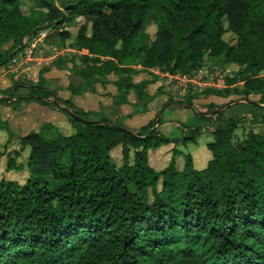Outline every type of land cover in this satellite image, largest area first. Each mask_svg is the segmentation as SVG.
I'll return each mask as SVG.
<instances>
[{
  "label": "trees",
  "instance_id": "obj_1",
  "mask_svg": "<svg viewBox=\"0 0 264 264\" xmlns=\"http://www.w3.org/2000/svg\"><path fill=\"white\" fill-rule=\"evenodd\" d=\"M38 1L46 13L0 0V68L31 36L47 31V45L85 51L81 67L71 70L81 83L69 82L70 93L93 91L113 74V103H126L131 91L137 113L146 109L155 78L134 84V67L185 73L206 55L228 73L227 88L206 96L238 95L264 109V0ZM224 17L233 45L222 39ZM47 70L36 82L15 80L0 90V109L37 102L63 111L72 129L63 134L43 123L18 136L19 149L6 154L3 176L23 171L16 158L28 149L23 183L0 177V264H264V134L249 130L234 143L239 120L231 117L203 130L200 121L210 126L220 115L209 114L212 103L194 114L199 123L179 124V136L171 138L155 118L136 131L106 117L92 120V112L47 87ZM0 129L11 134L1 113ZM206 132L210 159L197 170L176 146ZM168 144L165 166L153 168L150 151ZM117 146L119 166L110 155Z\"/></svg>",
  "mask_w": 264,
  "mask_h": 264
},
{
  "label": "rangeland",
  "instance_id": "obj_2",
  "mask_svg": "<svg viewBox=\"0 0 264 264\" xmlns=\"http://www.w3.org/2000/svg\"><path fill=\"white\" fill-rule=\"evenodd\" d=\"M20 2L25 11H29L32 9V10L42 11L43 13L47 12V9L38 0H20ZM222 25L225 29L227 28V21L225 17L222 19ZM69 29L73 31L74 27H69ZM154 31H155V27L153 25H149L147 27V32L151 36H153ZM45 34H47V31H45L44 33H39L36 36L31 37L33 38V42L35 45L34 49H37L36 52L33 51L35 57L31 59V61L29 60L27 61L28 63H26V59H23L22 61H20V64L15 66L12 63L13 61L11 58L7 62V65L4 69L0 68V90H2L3 88H6L4 82H6V84L11 85L15 81V79L13 78V74L11 72L14 73L15 69L19 71L20 67L25 68L28 65H31L32 63L35 66L37 65V62L41 64V65H37L40 68L49 67L50 69L47 75L46 73L44 74V76H47L46 78L48 80H47L46 85L49 89L55 90L57 92L58 90H61L63 88L62 85H66L67 81L68 82L72 80H76V82L80 81V79H78L76 76H74L71 73V70L74 67L75 68L81 67L80 56L81 54H84L85 51L77 50L76 48H73L68 45L56 46V49H52V48L50 49V47H44L42 46L41 40L43 41V36ZM222 39L224 43H226L227 45H233L236 42L235 35L227 29L224 32ZM45 45L47 46L46 43ZM8 46L9 44H6L4 45V48H8ZM39 55L43 56L44 58L43 61L41 57H38ZM59 58L62 60L61 68H57L55 67V65H52V62L57 59L59 60ZM7 66L9 70H7ZM201 67L203 68V71H205L208 74L209 77L211 76V74H213V71L215 70V68L218 71L223 70L226 74L225 75V82H226L228 73L225 70V68L220 64L219 59L204 55L202 59V63L198 68H201ZM40 68H39V71L41 70ZM134 68L139 73V75L136 76L134 80L146 79V78L147 79L156 78L157 80L159 79L160 85L159 87H156L153 92H173L167 96L168 98L167 100L172 102L174 101L173 97L180 99L177 102H181L183 104L181 106L188 108V109H183L182 111L187 116L191 117L192 113L195 114L197 112H203L206 109L205 106L209 103H212L214 106L209 109V112H210L209 114L213 115V114L220 112V115L219 117H216V116L213 117L214 120L211 122L210 126L208 125L209 123L205 121H200V127L203 130L205 129L207 130L208 128L213 127L217 125L218 123L223 122L225 119L231 117V118H235L239 120L238 127L235 129L234 134H233L234 143L240 141L245 136L246 132L249 130L264 134V124H261L258 122L259 119L264 118V109H258V108L252 107L249 101L242 99L240 96L229 95L227 97H221L220 99H217L218 101L216 103L202 101L200 96L205 95L206 91L214 90V89L206 88V89L194 90V89H191L189 86L185 90H179L180 92L181 91L183 92V94L181 95L175 91L168 90V86L165 88V85L162 84L163 82L162 79L163 78L165 80L167 79L165 77H162L163 74L165 73L163 69L159 67L143 68L141 66H136ZM39 71H37V75ZM191 72H194V71H191ZM37 79H38V76H36V80ZM19 80H24L25 82H27L26 79L19 78ZM225 88H227L226 84L224 88L219 89V90H223ZM256 98L257 97L254 95L250 96V100H256ZM163 100H165V97L160 98V102H162ZM188 102L191 103V106L188 105ZM23 104L13 103V104H10L9 106L2 107L0 109L1 116L5 118L6 120H8L12 112L21 110V107ZM139 105H141V103H139ZM139 109H142L141 106L139 107ZM174 111H176V109L174 108L172 110L166 109L164 111L163 103H162L159 109V114H158V116H161L162 125L168 126V129H169V131H166V127L165 129H163L161 126H158L160 132L164 136H168L170 138L173 137L174 135L179 136V131H177V129H178V125L181 124L177 122V120L180 119V115ZM92 115H95V116H92ZM102 117H106L102 111L98 114L92 113L90 115V118L92 120H98ZM136 118L139 121H141L142 116H137ZM119 122L122 123L121 120ZM65 126H66L65 130L64 129L62 130L64 134L72 131L69 122L66 123ZM1 132L5 133L6 139L3 142V144L0 143V156L3 155L6 152V150L9 149V146L10 145L12 146V144H14L16 140L14 134L11 133L10 135H8L4 130ZM210 139L211 138H210L209 133L206 132V133H202L199 136H197L195 143H187L185 147H182L180 146V144H178V148H180L183 151V153H189L192 156L195 169H199V166H200L199 164L202 163V160L204 161V158H203L204 154H207L208 159L210 158V151L205 147V143L208 142ZM170 148H171V144H168V145H164L163 147H161L158 153H155L154 151H150V154H151L150 163L152 164L153 168L160 169L165 166L167 160L170 157ZM12 150L14 149L11 148L10 151L12 152ZM153 152L155 154H152ZM27 153H28V149H26V156H27ZM110 155H111L112 162L115 164V166L121 165L120 146H117L114 149H112V151L110 152ZM26 156H24L21 153L19 157L16 158V159L19 158L18 163H21L24 166L22 172L20 173L10 172L9 176L7 175L3 176L4 169L0 168V177L10 178L13 180H17L20 183H23L27 175V171L25 169ZM178 159H179V162L182 161L181 157H178ZM0 164H2L1 160H0Z\"/></svg>",
  "mask_w": 264,
  "mask_h": 264
},
{
  "label": "crops",
  "instance_id": "obj_3",
  "mask_svg": "<svg viewBox=\"0 0 264 264\" xmlns=\"http://www.w3.org/2000/svg\"><path fill=\"white\" fill-rule=\"evenodd\" d=\"M44 47H50V49H56V47L51 45H44ZM38 57H41L43 61V56L39 55ZM40 59V58H39ZM28 63V62H27ZM43 63V62H42ZM37 65H41L39 62H37ZM32 63L31 65H28L27 67H20L19 71L17 69L14 70L13 78L15 80L26 79V81L29 82H36V76L37 71H39V66H37ZM39 67V68H38ZM5 68V67H1ZM44 68V67H43ZM42 69V68H40ZM7 70H9L7 66ZM49 67L48 70L45 72L46 75L49 73ZM136 70V69H135ZM18 71V72H17ZM44 73V74H45ZM139 73L137 72L135 75L132 76V81L134 84H137L141 82L144 79H138L134 80L136 76H138ZM76 76V75H74ZM45 78L47 76H44ZM78 79H80L78 76H76ZM47 79V78H46ZM147 79V78H146ZM48 80V79H47ZM116 80V76L113 74H108L104 78H101L100 81L96 82L94 84L93 91H85L80 94H72L70 91L67 90L68 81L66 82V85H62V89L58 90L56 92L57 96L62 99L70 100L76 107L92 112L94 114H98L101 111L105 114L106 118L112 121H122V124L131 131L138 130L141 126L147 124L150 120L155 118L156 120H160V125L163 129L166 127V131H169L168 126L162 125L161 122V116H158L159 109L161 107V104L163 103V110L166 109L172 110L173 108L176 109V113L180 115V119L177 120L178 123L185 124V125H191V124H197L199 123L198 120L195 118L194 113H192V116H187L182 111L183 109H188L183 105L181 102H177L180 99L174 98L172 102H168L167 96L170 95L169 92H153L156 87H159L160 80L155 78V81L148 85L147 93L150 97L149 101L147 102L146 109L144 111H139L137 113H134V104L138 103L135 95L133 92H129L127 95V102L122 104H114L113 103V96H115L117 92V88L114 85V81ZM24 81V80H21ZM74 84L79 85L81 83L80 81L76 82V80H72ZM70 81V82H72ZM6 88H3L2 90L8 89L11 85L6 84L4 82ZM61 85V84H59ZM68 91V92H67ZM165 97V100L160 102V98ZM257 97V96H256ZM202 101L207 102H214L216 103L221 97L216 95H210L206 97L205 95L200 96ZM257 99V98H256ZM24 103V104H23ZM21 110L20 111H14L11 113L10 117L7 120L8 126L11 130V133L15 136V143L12 144V146H9V149L6 150V152L0 156V160L2 161V164H0V168L4 169L5 167V161H6V154L10 152V149L18 150L19 144H18V136H23L30 131H38L40 126L43 123H52L56 126V128L63 133V129L65 130V125L67 122V116L66 114L55 108V107H48L45 105H41L37 102H23ZM250 103V102H249ZM162 112V111H161ZM95 116V115H92ZM142 116L141 121H139L136 117ZM175 125V124H174ZM168 129V130H167ZM1 130V129H0ZM3 131V130H1ZM0 131V143L3 144L5 141V133H2ZM177 131H179L177 129ZM70 133V132H69ZM65 133V134H69ZM64 134V133H63ZM168 137V136H167ZM173 137H177L174 135ZM187 145V144H186ZM186 145H181L182 147H185ZM163 147V146H162ZM178 150L182 151L180 148H178V145L176 146ZM160 149H158L155 153H158ZM183 152V151H182ZM24 156H26V149L21 152ZM20 153V154H21ZM28 154V153H27ZM150 155V154H149ZM192 157V156H191ZM27 158V156H26ZM204 161L202 160V163L199 165V169L204 168L208 162V156L207 154H204ZM16 161H19V158L16 159ZM201 161V160H200ZM194 165V164H193ZM197 169V170H199ZM27 176V175H26Z\"/></svg>",
  "mask_w": 264,
  "mask_h": 264
},
{
  "label": "built area",
  "instance_id": "obj_4",
  "mask_svg": "<svg viewBox=\"0 0 264 264\" xmlns=\"http://www.w3.org/2000/svg\"><path fill=\"white\" fill-rule=\"evenodd\" d=\"M44 32L45 31L38 32L37 34L44 33ZM36 35H33V36H36ZM45 35L43 36V41L41 40L42 46L43 44L45 45L44 43ZM31 37L27 40L24 48L18 51L12 57L13 65L16 66L20 64V61H22L23 59H26V63H27V61L29 60L31 61V59L35 57L34 52H36L37 49H34L35 45L33 42V38ZM164 71L165 73L163 74L162 77H165L167 79L165 80L163 78L162 84L165 85V88L168 86V90L175 91L181 95L183 94V92L182 91L180 92L179 90H185L189 86L191 89H194V90L206 89V88L219 90V89L224 88L226 84L225 72L223 70L218 71L216 68L210 77L205 71H203L202 67L196 69V71L194 70V72H185V73H170L169 71H166V70ZM170 93H173V92H169V94Z\"/></svg>",
  "mask_w": 264,
  "mask_h": 264
},
{
  "label": "water",
  "instance_id": "obj_5",
  "mask_svg": "<svg viewBox=\"0 0 264 264\" xmlns=\"http://www.w3.org/2000/svg\"><path fill=\"white\" fill-rule=\"evenodd\" d=\"M224 107V106H223ZM223 107H221V108H223ZM220 108V109H221ZM67 114H69V115H71V116H75L74 114H72V113H70L68 110H66L65 111ZM79 120H81L82 122H87V120H84V119H81V118H79V117H77Z\"/></svg>",
  "mask_w": 264,
  "mask_h": 264
}]
</instances>
